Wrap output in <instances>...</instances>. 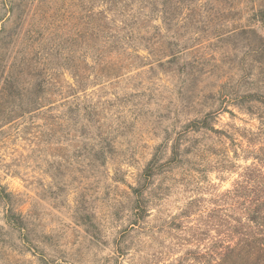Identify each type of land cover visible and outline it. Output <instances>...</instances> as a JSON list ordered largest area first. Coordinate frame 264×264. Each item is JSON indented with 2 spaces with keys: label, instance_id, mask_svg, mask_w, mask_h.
<instances>
[{
  "label": "trees",
  "instance_id": "16d2710c",
  "mask_svg": "<svg viewBox=\"0 0 264 264\" xmlns=\"http://www.w3.org/2000/svg\"><path fill=\"white\" fill-rule=\"evenodd\" d=\"M249 1L0 0V128L41 116L49 144L86 151L82 161L91 172L108 177L112 165V182L125 184L128 172L121 166L134 167V185L122 193L124 205L120 199L115 202L113 215L130 228L158 223L159 229L173 232L172 248L184 253L164 264H264L263 148L247 153L254 154L252 162L240 168L232 189L219 193L220 204L208 207L201 193H191L177 213L170 209L182 194L180 186L189 184V158L210 151L189 135H216L223 149L219 169L227 171L234 167L229 145L241 139L253 146L254 133L238 127L214 129L207 114L197 113L185 120L178 138L169 143L164 137L149 156L126 142L132 125L126 121L125 105L141 91L140 77L159 79L175 72L189 48L191 39L185 36L191 19L199 23L215 15L236 16ZM258 20L264 24V9ZM202 31L193 24L195 35ZM178 38H184L182 45ZM0 202L2 235H11L7 226L31 250L38 240L34 213L23 212L14 193H0ZM78 215L90 236L98 238L100 230L87 214L79 209Z\"/></svg>",
  "mask_w": 264,
  "mask_h": 264
},
{
  "label": "rangeland",
  "instance_id": "374dc122",
  "mask_svg": "<svg viewBox=\"0 0 264 264\" xmlns=\"http://www.w3.org/2000/svg\"><path fill=\"white\" fill-rule=\"evenodd\" d=\"M263 9L264 0H250L236 16L215 15L199 23L191 19L185 36L191 39L189 48L175 72L160 74L159 79L141 76V91L125 105L126 121L132 125L126 142L130 140V147L146 156L164 137L169 143L178 138L185 120L197 113L207 114L214 129L238 127L255 134L253 146L241 139L229 145L234 167L227 171L219 169L223 149L216 135H189L210 151L189 158L190 175L185 180L189 184H180L182 194L171 205L172 214L191 193H201L208 207L220 204L219 193L232 189L240 168L252 162L254 154L247 153L264 149V24L258 20ZM193 24L203 31L195 35ZM178 40L180 45L185 41ZM45 124L39 116L0 128V193L18 195L23 203L20 209L32 210L33 235L38 239L27 251L6 226L11 235L5 237L0 231V264H164L184 253L172 248L174 233L159 229L158 223L137 229L124 218H114L115 202L120 199L124 205L127 199L122 193L134 185V167L121 166L128 172L125 184L113 183L112 165L108 177L91 172L84 166L87 161H82L86 151L49 144ZM79 209L100 230L98 238L93 239L81 225ZM3 216L0 202V227L5 226Z\"/></svg>",
  "mask_w": 264,
  "mask_h": 264
}]
</instances>
